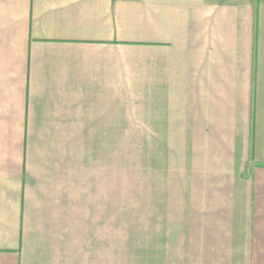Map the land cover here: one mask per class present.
Returning <instances> with one entry per match:
<instances>
[{
    "label": "crops",
    "instance_id": "crops-1",
    "mask_svg": "<svg viewBox=\"0 0 264 264\" xmlns=\"http://www.w3.org/2000/svg\"><path fill=\"white\" fill-rule=\"evenodd\" d=\"M132 128L139 263L264 264V0H0V264H115Z\"/></svg>",
    "mask_w": 264,
    "mask_h": 264
},
{
    "label": "rangeland",
    "instance_id": "rangeland-1",
    "mask_svg": "<svg viewBox=\"0 0 264 264\" xmlns=\"http://www.w3.org/2000/svg\"><path fill=\"white\" fill-rule=\"evenodd\" d=\"M125 124L137 126L138 123ZM115 141V264H140L139 234L141 229L144 233L149 232V221L154 215L145 188L148 147L138 144L136 128L117 129Z\"/></svg>",
    "mask_w": 264,
    "mask_h": 264
}]
</instances>
